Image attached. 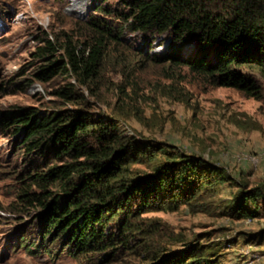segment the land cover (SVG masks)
Segmentation results:
<instances>
[{
  "label": "rangeland",
  "instance_id": "1",
  "mask_svg": "<svg viewBox=\"0 0 264 264\" xmlns=\"http://www.w3.org/2000/svg\"><path fill=\"white\" fill-rule=\"evenodd\" d=\"M107 2L120 7L118 0ZM73 3L0 0V110L34 106L48 112L71 107L53 94L75 82L70 76L23 84L44 62L36 55L45 45L43 39L59 42L69 36L80 43L88 35L89 18L100 17L94 11L99 0H80L78 5L85 9L81 13ZM172 49L167 33L124 29L118 42L109 43L92 90L77 88L91 112L116 119L124 138L154 149L149 158L129 163L133 176L149 174L155 162L181 153L221 167L231 179L176 209L151 207L134 217L143 232L127 234L131 248L116 245L113 252L73 255L55 241L48 245L51 252L32 254L20 248V238L38 241V210L21 207L17 194L27 173L54 160L51 155L28 153L17 135L0 132V264H150L157 253L192 244L212 246L220 264H264V197L247 202L255 210L253 217L235 211L241 191L258 189L264 194V94L257 100L234 88L213 86L186 66L170 62ZM193 49L186 41L179 56ZM158 148L161 151L155 153Z\"/></svg>",
  "mask_w": 264,
  "mask_h": 264
},
{
  "label": "trees",
  "instance_id": "2",
  "mask_svg": "<svg viewBox=\"0 0 264 264\" xmlns=\"http://www.w3.org/2000/svg\"><path fill=\"white\" fill-rule=\"evenodd\" d=\"M99 1L94 11L102 19L89 18L82 42L69 36L59 42L43 39L45 45L36 55L44 62L23 84L70 76L75 82L53 94L71 107L48 112L34 106L0 110V132L17 135L28 153L51 155L54 160L27 173L17 194L21 207L38 210V241L20 238V248L32 254L51 252L48 245L55 241L73 255L113 252L116 245L131 248L127 234L143 232L134 217L151 207L176 209L231 179L221 167L181 153L155 162L149 174L130 173L129 163L148 157L154 149L124 138L116 119L91 112L77 88L92 90L109 43L118 42L124 29L167 33L173 45L170 62L186 66L213 86L234 88L257 100L264 94V0H118L120 7ZM186 41L194 49L181 58ZM257 197H264L258 189L241 191L235 211L253 217L255 210L247 202ZM215 256L212 246L192 244L157 253L150 264H220Z\"/></svg>",
  "mask_w": 264,
  "mask_h": 264
},
{
  "label": "bare ground",
  "instance_id": "3",
  "mask_svg": "<svg viewBox=\"0 0 264 264\" xmlns=\"http://www.w3.org/2000/svg\"><path fill=\"white\" fill-rule=\"evenodd\" d=\"M74 3H73V6L77 9V12H82L84 11L85 9L83 7H81V5H78L80 3V0H73Z\"/></svg>",
  "mask_w": 264,
  "mask_h": 264
}]
</instances>
